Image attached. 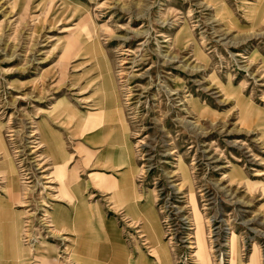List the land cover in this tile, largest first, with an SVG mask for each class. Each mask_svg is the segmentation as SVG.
<instances>
[{
	"label": "rangeland",
	"instance_id": "rangeland-1",
	"mask_svg": "<svg viewBox=\"0 0 264 264\" xmlns=\"http://www.w3.org/2000/svg\"><path fill=\"white\" fill-rule=\"evenodd\" d=\"M0 198L32 264H264V0H0Z\"/></svg>",
	"mask_w": 264,
	"mask_h": 264
},
{
	"label": "crops",
	"instance_id": "crops-1",
	"mask_svg": "<svg viewBox=\"0 0 264 264\" xmlns=\"http://www.w3.org/2000/svg\"><path fill=\"white\" fill-rule=\"evenodd\" d=\"M60 113V111H59ZM64 147L65 146H61L59 147V152H64ZM65 154L64 157H66V152H64ZM61 176V185H62V193L64 196L68 197V201L74 205L75 204V198L78 197L77 194L73 193V196L70 194V192H72V190H75V187L77 185V182H75L76 180L78 181V179L76 178L77 176V169L76 168H73L72 170H67L64 172V174L60 175ZM79 186V184L77 185ZM82 197L81 200H82V203L78 206H76L77 208V211L74 210L75 214H78V213H83L82 211H84L86 209V203H85V199L83 198V196H80ZM0 198V211L4 214H7L6 211H5V200ZM8 199V197H7ZM10 199H19V196H16V197H13ZM71 214V213H70ZM70 214L69 212L63 210L62 212H57L53 215V220L56 224V229L57 230H62L61 228V225H69V222H70ZM67 220V221H66ZM14 223H18V226H3L2 231H0V243L2 244H7V241H9V245H11L13 242L15 243L16 245V248H9L8 249H4L2 247V251L0 250V263L1 264H7L6 262H9V261H6L5 259L7 258H12V260L15 261V264H32L31 261H29L30 259V254H29V249L28 247L24 246L23 243H22V226L20 224V220L16 219L14 220ZM8 232V233H7ZM61 232V231H60ZM10 239V240H9ZM1 244V245H2ZM0 245V247H1ZM235 260H234V263L235 264H242V260H241V257L239 255V251L238 250H235ZM42 254V255H41ZM74 255V254H72ZM38 256V257H37ZM40 257V259H39ZM35 260L39 261L41 260L42 263L44 264H52L51 262V259L47 258L44 256L43 253H40V254H36L35 255ZM33 258V259H34ZM258 260H256L255 258V262H257ZM119 262H126V258H121L119 260ZM148 263V262H147ZM33 264H37L36 262L33 263ZM138 264H144L143 262H140V260H138ZM250 264H258V263H251Z\"/></svg>",
	"mask_w": 264,
	"mask_h": 264
},
{
	"label": "bare ground",
	"instance_id": "bare-ground-1",
	"mask_svg": "<svg viewBox=\"0 0 264 264\" xmlns=\"http://www.w3.org/2000/svg\"><path fill=\"white\" fill-rule=\"evenodd\" d=\"M16 226H18V223H16ZM67 238V237H66ZM200 246H203L201 243H200ZM199 246V247H200ZM201 249H202V247H201ZM203 249H204V252H206L205 251V245H204V247H203ZM199 250V249H198ZM199 252V251H198ZM202 252H203V250H202ZM207 256V255H206ZM206 256H204V257H206ZM201 257V256H200ZM207 260V259H206ZM223 260V258L221 259V261ZM5 264V263H4Z\"/></svg>",
	"mask_w": 264,
	"mask_h": 264
}]
</instances>
